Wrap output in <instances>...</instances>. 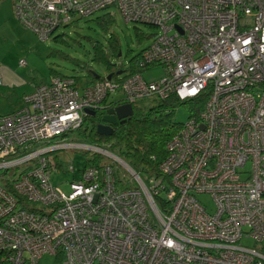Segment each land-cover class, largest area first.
I'll return each instance as SVG.
<instances>
[{
  "label": "built area",
  "instance_id": "2783aa9c",
  "mask_svg": "<svg viewBox=\"0 0 264 264\" xmlns=\"http://www.w3.org/2000/svg\"><path fill=\"white\" fill-rule=\"evenodd\" d=\"M107 8L158 28L139 53L140 71L118 68L81 87L52 75L22 110L0 114V264H38L45 254L54 264H264V0L13 3L42 41ZM155 65L164 74L145 81L142 70ZM205 91L203 108L166 142L157 175L143 178L110 141L66 142L91 116L86 109ZM67 147L117 161L128 182L101 158L76 178L71 164L65 194L50 174L53 152Z\"/></svg>",
  "mask_w": 264,
  "mask_h": 264
},
{
  "label": "rangeland",
  "instance_id": "374dc122",
  "mask_svg": "<svg viewBox=\"0 0 264 264\" xmlns=\"http://www.w3.org/2000/svg\"><path fill=\"white\" fill-rule=\"evenodd\" d=\"M108 12H115V15L113 16L112 24L106 30L102 31V28L95 20L97 16H103ZM21 30L24 32L22 46H15L12 37L5 36V38H9V42L8 45L3 48L6 49L8 47V49L5 50V54L8 51L14 55L17 54V52H21L20 58L26 60V65H20L22 66L21 68H26L20 72V75H22L21 82L24 84L26 82L28 83L29 80H32V84H35L44 79H49L51 73L74 76L80 78L82 81L90 79L87 70L99 76L108 75L111 70L107 68L104 61L96 60L94 57L91 42L95 41L101 42L110 68L120 67L122 69H127L130 63L133 62L134 57L138 55L143 48L148 46L152 42L154 35L159 32L158 28L154 26L143 23L125 22L115 8H107L88 18H77L66 26H59L50 38L44 41L30 32L25 25H22ZM55 36H58L59 39H54ZM111 40L117 42L120 51L119 56L114 55L110 46ZM9 45L15 48H9ZM163 74V67L158 65L142 70L143 79L148 82L150 79H158L159 76ZM24 84H20L19 89L22 88ZM1 88L0 84V90H2ZM17 92L21 91L18 90ZM110 98L114 101L121 99L119 93L113 94ZM156 102V99L148 98L139 101L136 106L143 110H147ZM0 105H5L1 97ZM189 115V106L186 104H179L174 112V120L183 123L188 119ZM84 129L85 131L82 132L81 130ZM91 132L90 127H86V124L85 126L82 125L78 130H73L66 134V142H96L99 144L106 142L99 138H96L97 141L91 140L93 139V134ZM108 141L112 142L113 139H109ZM53 154L55 156V161H57V165L55 166L56 170H53L50 174L51 182L57 185L62 192L69 194V182L72 179L69 166L72 164L75 168L76 178L79 170L87 164V159L92 157V153L67 147L56 150ZM48 155L50 154L48 153ZM54 156L51 155L53 159ZM102 163H112L119 169V176H121L122 173L126 178V182H128L130 178L129 172L117 161L102 155ZM201 198L210 203V199L207 195L202 194ZM36 209L38 210V208ZM243 241L248 245H253L252 240L247 239ZM259 246L264 248V241ZM54 262V258L51 255L45 254L39 259L38 264H54Z\"/></svg>",
  "mask_w": 264,
  "mask_h": 264
},
{
  "label": "trees",
  "instance_id": "16d2710c",
  "mask_svg": "<svg viewBox=\"0 0 264 264\" xmlns=\"http://www.w3.org/2000/svg\"><path fill=\"white\" fill-rule=\"evenodd\" d=\"M88 18V17H86ZM113 16L110 14H104L103 16H97L95 22L100 25L103 30H106L112 24ZM54 39H59L55 36ZM93 46L94 57L96 60H102L106 64L107 68L111 70V74L114 75L118 68H110L105 57V51L101 42H91ZM111 49L114 55L119 56V48L115 40L110 41ZM138 55L130 63L126 69L128 74L131 72L140 71L138 68ZM120 68V67H119ZM90 79L82 81L80 78L69 76L74 78V82L77 86L81 87L83 83H92L103 76H98L94 72L87 70ZM52 75L63 76L58 73H52ZM51 75V76H52ZM65 76V75H64ZM208 91L203 92L198 97L187 101H179L175 96H171L166 100H157V102L149 107L147 110H143L134 106L133 114L126 118L123 122L118 121L117 124L112 125L113 133L108 136L98 135L95 131V126L101 123L104 110H98L94 116L86 117L83 126L90 127L93 134L94 141L96 138L108 141L113 139L110 146L111 151L124 158L128 164L136 171H138L143 178L157 175L159 173L158 164L164 158L165 144L170 137L183 125L182 122L174 120V112L179 104H186L190 108V115L192 117L200 111L207 99ZM116 105V102H113ZM82 132L85 131L81 130ZM93 159H87V164L98 165L101 161V156L95 153L92 154ZM85 165V166H86ZM84 166V167H85ZM30 208V207H29ZM31 209V208H30Z\"/></svg>",
  "mask_w": 264,
  "mask_h": 264
},
{
  "label": "crops",
  "instance_id": "0c3cea01",
  "mask_svg": "<svg viewBox=\"0 0 264 264\" xmlns=\"http://www.w3.org/2000/svg\"><path fill=\"white\" fill-rule=\"evenodd\" d=\"M13 3V0H0V84L2 87V90H0V97L2 100H4L5 104L0 105V114L22 110L25 106H27L23 100L24 96L30 94L36 85L49 80L47 78L41 82H36L35 84H32V80H29L28 83L26 82L27 84L25 83V85L21 82L22 75H20V72L26 69L21 68L26 64L22 66L19 64V60L22 59L20 58L21 52H17V54L14 55L8 51L5 54V50H7L8 47L6 49L3 47H6L9 42V38H5V36L12 37L15 46H22L23 43L24 32L21 30V27L24 24H22L20 20L16 18L13 9ZM107 14H111V12H108ZM114 15L115 14L111 16ZM30 32L32 31L30 30ZM9 48L15 47L9 45ZM51 75L49 76L51 77ZM97 80L98 77L96 81ZM20 84H24V86L19 89ZM87 84L91 83L84 82L82 86ZM18 90L21 92H17Z\"/></svg>",
  "mask_w": 264,
  "mask_h": 264
},
{
  "label": "water",
  "instance_id": "95a60500",
  "mask_svg": "<svg viewBox=\"0 0 264 264\" xmlns=\"http://www.w3.org/2000/svg\"><path fill=\"white\" fill-rule=\"evenodd\" d=\"M120 55V52L118 53ZM110 74L107 78H110ZM86 113L94 116L97 113V110L86 109ZM104 114L101 118V123L95 126L96 133L101 136L111 135L113 127L111 125L117 124L118 120L123 122L127 117L133 114V108L129 103L119 104V105H110L104 109Z\"/></svg>",
  "mask_w": 264,
  "mask_h": 264
},
{
  "label": "flooded vegetation",
  "instance_id": "af4514ba",
  "mask_svg": "<svg viewBox=\"0 0 264 264\" xmlns=\"http://www.w3.org/2000/svg\"><path fill=\"white\" fill-rule=\"evenodd\" d=\"M118 121H120V120H118Z\"/></svg>",
  "mask_w": 264,
  "mask_h": 264
}]
</instances>
